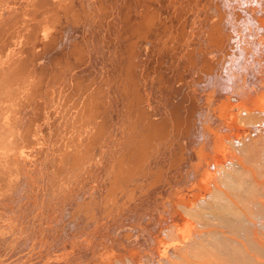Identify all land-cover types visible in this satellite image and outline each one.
Instances as JSON below:
<instances>
[{
    "label": "bare ground",
    "instance_id": "obj_1",
    "mask_svg": "<svg viewBox=\"0 0 264 264\" xmlns=\"http://www.w3.org/2000/svg\"><path fill=\"white\" fill-rule=\"evenodd\" d=\"M0 210V264H264V0H0Z\"/></svg>",
    "mask_w": 264,
    "mask_h": 264
},
{
    "label": "rangeland",
    "instance_id": "obj_2",
    "mask_svg": "<svg viewBox=\"0 0 264 264\" xmlns=\"http://www.w3.org/2000/svg\"><path fill=\"white\" fill-rule=\"evenodd\" d=\"M9 210L12 212V214L15 213L14 220H17V219L19 218V217L17 216V214H19V216H20L22 219H24V221L29 220L30 217H31V216H29V215L25 216V215L20 211V208L17 207V205H13V206H12V209H9ZM0 212H1V213H6L5 210H0ZM12 214H10V213L8 214L10 220L12 219Z\"/></svg>",
    "mask_w": 264,
    "mask_h": 264
}]
</instances>
